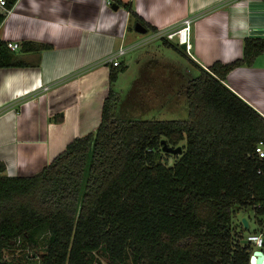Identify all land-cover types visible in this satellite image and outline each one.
I'll return each instance as SVG.
<instances>
[{"label":"trees","instance_id":"1","mask_svg":"<svg viewBox=\"0 0 264 264\" xmlns=\"http://www.w3.org/2000/svg\"><path fill=\"white\" fill-rule=\"evenodd\" d=\"M5 1L0 27L18 0ZM110 1L129 13L130 29L158 31L131 2ZM50 48L23 42L13 52L0 39V68L27 66L23 54ZM262 54L264 38H246L243 57L231 63L205 69L190 58L199 75L184 86L186 120L119 116L115 85L127 67H112L94 133L33 176L9 177L0 163V264H250L248 237L264 234V157L256 151L264 117L225 82ZM163 140L182 153H164ZM240 212L255 217L247 235L234 222ZM15 249L26 254L7 260Z\"/></svg>","mask_w":264,"mask_h":264},{"label":"crops","instance_id":"2","mask_svg":"<svg viewBox=\"0 0 264 264\" xmlns=\"http://www.w3.org/2000/svg\"><path fill=\"white\" fill-rule=\"evenodd\" d=\"M122 1L131 2L136 14L158 30L146 33L150 40L192 19L194 58L182 56L195 70L190 58L205 69L215 62L228 64L243 57L246 38H264V0ZM112 4L18 0L8 13L0 27L2 41L51 48L23 54L27 66L0 68V163L7 176L38 174L70 142L98 128L109 95L110 58L121 46L127 50L124 58L138 43L129 13L120 5L113 10ZM119 62L127 73L130 65ZM164 67L175 72L176 66ZM186 73L192 77L188 67ZM225 84L264 117V54L253 66L233 70Z\"/></svg>","mask_w":264,"mask_h":264},{"label":"rangeland","instance_id":"3","mask_svg":"<svg viewBox=\"0 0 264 264\" xmlns=\"http://www.w3.org/2000/svg\"><path fill=\"white\" fill-rule=\"evenodd\" d=\"M150 36L151 33L137 34V48L119 59L130 65V69L127 73L119 75L115 85V90L120 96L117 114L121 117L143 120H186L188 112L184 86L189 80L186 68L192 72L193 78L199 75V71L195 70L181 54L166 47L161 39L150 40ZM173 43H178L177 38ZM155 62L159 63L158 67ZM165 65L173 68L176 66L175 72L166 69ZM174 162L175 158L169 157V165ZM243 218L247 220L249 218L250 228L245 231L247 235L256 227L255 217L251 213L248 215L240 212L234 222L238 224ZM24 254L26 252L15 249L12 252L6 251L5 258L21 260ZM101 264L108 263L102 260Z\"/></svg>","mask_w":264,"mask_h":264},{"label":"built area","instance_id":"4","mask_svg":"<svg viewBox=\"0 0 264 264\" xmlns=\"http://www.w3.org/2000/svg\"><path fill=\"white\" fill-rule=\"evenodd\" d=\"M6 7V1L0 0V12H5ZM193 20L190 18L185 19L181 26L178 28H175L174 30H171L169 32H165L161 35V37H165L169 41H172L177 38L178 45L186 46L187 53L194 58L191 55V44H190V34H191V26H192ZM8 48L13 51L17 52L20 49V44L18 42H7ZM126 48L124 46H121L119 50L110 58V62L112 63L113 67L120 66L119 59L126 54ZM260 157H264V146L261 143L259 147L256 150ZM248 242H250L255 250H259L264 254V234H252L248 237Z\"/></svg>","mask_w":264,"mask_h":264},{"label":"water","instance_id":"5","mask_svg":"<svg viewBox=\"0 0 264 264\" xmlns=\"http://www.w3.org/2000/svg\"><path fill=\"white\" fill-rule=\"evenodd\" d=\"M112 9L117 11L119 9V5H117L116 3L112 4ZM134 29L139 34H146L148 32V29L140 23H136ZM181 49L186 50V46L182 45ZM161 144L163 145L164 153H169L173 155H180L182 153V148L180 146L177 148L169 147L165 140H163ZM242 224L244 225L245 230H249L250 226L246 218L242 219ZM250 264H264V254L259 250L254 251L251 257Z\"/></svg>","mask_w":264,"mask_h":264}]
</instances>
